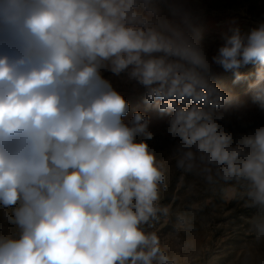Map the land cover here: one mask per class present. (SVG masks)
<instances>
[{
	"label": "clouds",
	"instance_id": "9594fccd",
	"mask_svg": "<svg viewBox=\"0 0 264 264\" xmlns=\"http://www.w3.org/2000/svg\"><path fill=\"white\" fill-rule=\"evenodd\" d=\"M202 17L200 0H0V264H182L167 237L205 207L179 202L189 178L247 213L237 264H264V124L230 127L246 101L215 71L264 116V21L209 57ZM104 73L168 117V149Z\"/></svg>",
	"mask_w": 264,
	"mask_h": 264
},
{
	"label": "rangeland",
	"instance_id": "374dc122",
	"mask_svg": "<svg viewBox=\"0 0 264 264\" xmlns=\"http://www.w3.org/2000/svg\"><path fill=\"white\" fill-rule=\"evenodd\" d=\"M203 8L202 28L203 40L209 57L215 53L217 47L223 43L222 35L233 26V22L242 31H248L259 22L264 21V0H200ZM255 66L242 68L243 73L252 72ZM217 82L227 91L239 95L246 103L243 111L246 113L244 121L247 127L233 118L230 127L236 132L248 131L252 127L264 124L262 116L256 106L251 103L246 94V83L233 84L231 72L216 68ZM110 78L114 87L125 96L131 105V111L124 119L127 121L132 114L139 110L150 116V130L155 137L150 145L157 152L168 149L172 143L166 134L167 116H161L156 110L148 108L143 102V90H134L132 83L125 82L123 77ZM168 167L170 182L175 188L177 175L170 159H165ZM187 183L193 185L191 190L182 191L180 203L185 197H191L205 203L201 217L196 220V230L187 235H169L166 242L181 258L182 264H237V257L247 246L243 216L247 213L241 209L234 212L235 205L228 197L214 196L203 192L198 182L189 178ZM167 231V229H165ZM258 254L264 256V247L258 249Z\"/></svg>",
	"mask_w": 264,
	"mask_h": 264
}]
</instances>
